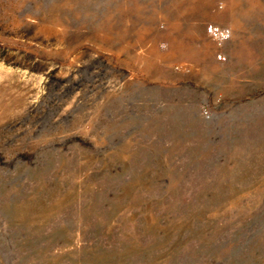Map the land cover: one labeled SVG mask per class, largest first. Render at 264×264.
Wrapping results in <instances>:
<instances>
[{
	"label": "rangeland",
	"instance_id": "obj_1",
	"mask_svg": "<svg viewBox=\"0 0 264 264\" xmlns=\"http://www.w3.org/2000/svg\"><path fill=\"white\" fill-rule=\"evenodd\" d=\"M0 264H264V0H0Z\"/></svg>",
	"mask_w": 264,
	"mask_h": 264
},
{
	"label": "built area",
	"instance_id": "obj_2",
	"mask_svg": "<svg viewBox=\"0 0 264 264\" xmlns=\"http://www.w3.org/2000/svg\"><path fill=\"white\" fill-rule=\"evenodd\" d=\"M207 34L216 40L218 43H223L230 36V30L226 27L210 23L206 27ZM219 61H225L226 55L224 52L219 51L216 55Z\"/></svg>",
	"mask_w": 264,
	"mask_h": 264
}]
</instances>
